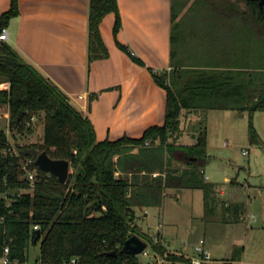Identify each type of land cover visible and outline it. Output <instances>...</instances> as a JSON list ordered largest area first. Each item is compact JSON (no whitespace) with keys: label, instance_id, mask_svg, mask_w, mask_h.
<instances>
[{"label":"trees","instance_id":"obj_1","mask_svg":"<svg viewBox=\"0 0 264 264\" xmlns=\"http://www.w3.org/2000/svg\"><path fill=\"white\" fill-rule=\"evenodd\" d=\"M189 1L170 0L172 22L179 18L172 27L170 70H150L166 92L164 123L149 126L137 138L98 141L90 119L67 95L7 41H0V107L8 111V126L29 129L30 117L43 114L41 142L23 145L17 153L11 151L0 127V251L9 246V264H26L28 248L35 244L38 254L30 264H71L74 257L77 264H142L138 255L122 251L124 241L134 234L164 254L160 242L139 230L134 209L160 207L167 188L186 185L170 166L171 160L195 167L207 163L205 131H199L191 147L170 141L179 132L181 115L189 110L233 109L248 111L250 116L264 111V8L256 6L257 0H243L255 5L254 10L229 7L219 15L212 9L211 16L208 6L214 7L209 0L191 1L189 11L205 15L203 22H219L222 38L205 48L209 60L186 66L173 59L183 27L179 13ZM110 12L115 16V37L121 26L116 0H89V59L107 56L99 24ZM17 14V0H11L0 17V27ZM116 44L143 65L124 44L117 40ZM248 139L263 143L251 121ZM26 147L44 151L52 159L68 160L72 172L66 182L60 183L34 162L26 166L36 174L29 181L23 168L26 156L18 155ZM241 254L242 247L234 248L226 264H235ZM166 257L189 264L183 255Z\"/></svg>","mask_w":264,"mask_h":264},{"label":"crops","instance_id":"obj_2","mask_svg":"<svg viewBox=\"0 0 264 264\" xmlns=\"http://www.w3.org/2000/svg\"><path fill=\"white\" fill-rule=\"evenodd\" d=\"M10 2L0 0V17L9 9ZM116 3L121 21L116 36L113 35L114 13H107L99 24L107 50L105 57L88 58L89 0H17L18 14L6 25L7 43L90 119L98 141L122 136L137 138L149 126L164 123L166 92L155 82L150 70H170L172 65L174 22L170 0H116ZM216 25L198 21L190 26L187 36L193 46L190 49L178 46L173 60L186 66L209 60L200 44H209L210 38L219 37L216 29L220 27ZM183 38L185 35L179 39ZM116 40L134 52L143 65L120 49ZM185 114V119H182L184 113L180 117L179 132L170 141L191 147L198 133L184 128L191 117L188 112ZM170 166L183 176L186 185L167 188L160 207L135 208V219L138 211L147 217V210L152 209L160 218L156 235L163 246L165 235H182L189 241L198 234L199 239H204L213 263L231 261L234 248L240 246L242 210L248 211L251 198L239 199L238 184L227 175L224 181L230 184L218 191L215 181L204 179L203 166L178 160H171ZM263 187L260 193L264 218ZM227 190L230 191L226 193ZM222 196L226 197L222 199ZM247 227L246 223L244 228ZM217 253H223L222 261L214 259ZM241 262L240 257L235 264Z\"/></svg>","mask_w":264,"mask_h":264},{"label":"rangeland","instance_id":"obj_3","mask_svg":"<svg viewBox=\"0 0 264 264\" xmlns=\"http://www.w3.org/2000/svg\"><path fill=\"white\" fill-rule=\"evenodd\" d=\"M191 1L193 0H190L179 13V16H183L180 25L183 27L179 35L180 38L181 35H185V39H179L175 45L176 48L184 45L190 49L193 45L190 44L192 42L188 39L189 36H187L188 32L191 31L189 27L193 26L195 22H203L205 20V15L199 13L197 15L196 12L189 11L193 8L190 7ZM209 1L214 7L208 6L211 16L213 15L212 9H217L219 15L223 13L224 9H228L229 7L242 10L248 9L244 3L245 0H238L239 2L237 0ZM247 15H250V13L247 12ZM178 20L179 18L177 17L174 22ZM218 23L216 26L219 27L220 24L218 25ZM216 32L219 33L220 31L216 29ZM219 37L222 38L221 36ZM220 38L217 40L219 41ZM209 41L215 42V39L210 38ZM207 44L208 42H201L200 46L207 48ZM186 112L191 114L193 121L190 117V123H184V128H187V130L193 129L197 133L200 130L206 132L208 162L203 165L204 179L215 181L218 187L217 190L220 191L230 184L224 181V176L227 175L230 180L237 182L238 185L236 186L238 187L239 199L243 201L251 198L252 200L248 211L246 209L242 210V220H240V224L242 225L240 226L241 230L239 235V240L241 241L238 247H242L243 252L241 256L242 262L239 264H264V218L261 209L262 195L260 193V187L264 186V111H255L250 116L248 111H237L233 109H210L205 112L189 110L184 112L182 119L186 118ZM0 117H7L9 119L6 108L0 107ZM250 121L262 140V144L251 143L249 141L248 126ZM0 127L4 128L7 134L11 151L17 153L23 145L41 142L43 114L34 116V119L29 125V129L19 130L15 127L10 128L8 125ZM243 151H246V154H243ZM166 156L167 153H165V158ZM71 172L72 168L70 167L69 173ZM229 191L227 190L226 193ZM225 197L222 196V199ZM147 212L148 216L145 217L143 213L138 211L135 222L139 230L148 234L150 237H154L157 234V225L160 218L158 213L152 209L147 210ZM243 218L245 219L243 220ZM246 223L248 227L245 229ZM165 239L164 246L167 250L162 254L164 260H160L161 255L148 245L149 254H154L155 257L149 259L142 254H138V258L142 264H179L178 262L168 260L166 256L168 254H178L176 252H183V256L184 254H193V246L198 242L199 235H194L193 239L189 241L185 240L182 235L177 234L165 235ZM37 254L38 244L30 245L26 264L32 263L35 257H37ZM213 257L215 260L222 261L224 255L223 253H217ZM209 263L224 264V262L213 263L212 258Z\"/></svg>","mask_w":264,"mask_h":264},{"label":"water","instance_id":"obj_4","mask_svg":"<svg viewBox=\"0 0 264 264\" xmlns=\"http://www.w3.org/2000/svg\"><path fill=\"white\" fill-rule=\"evenodd\" d=\"M23 112L20 111L16 116V122L21 117ZM8 125L7 117H0V126L5 127ZM19 157L25 156L31 157L34 164L41 169L43 172L53 174L60 183L66 182L69 175V161L66 159H52L44 151H39L34 147H26L19 151ZM147 243L141 237L134 234L127 238L122 246V251L132 255L140 254Z\"/></svg>","mask_w":264,"mask_h":264},{"label":"built area","instance_id":"obj_5","mask_svg":"<svg viewBox=\"0 0 264 264\" xmlns=\"http://www.w3.org/2000/svg\"><path fill=\"white\" fill-rule=\"evenodd\" d=\"M7 39H8V31H7L6 26L0 27V41H7ZM130 53H131V55H134V52L131 51ZM161 71H164V70H161ZM166 71H168V70H166ZM154 72H159V71L155 70ZM33 119H34V115L30 117V120L28 122H26V125L29 126ZM147 143L148 142H146V144ZM242 153L246 154V151H243ZM32 162H33V160L31 159V157L26 156L23 168H25V170H26L27 179L29 181H33L36 177L35 170L26 168V166ZM34 228H37V226L35 225ZM152 238H153V241L155 243L160 242V238L158 235H156ZM147 246H148V244L146 245V247L144 248V250L140 254L148 257L149 259H152L153 257H155V255L149 254V249ZM193 251H194V253L191 255L190 254H184V257L188 258L189 264H203V263L207 264L211 258L210 251L205 246V241L203 238H200L198 240V242L196 244H194ZM176 253H178V255H183V253H181V252H176ZM165 256H166V254H165ZM160 260H162V261L164 260V257H162V255H161ZM10 262L11 261L9 259V246L4 245L0 251V264H9ZM70 263L71 264H77L76 258L75 257L71 258Z\"/></svg>","mask_w":264,"mask_h":264},{"label":"flooded vegetation","instance_id":"obj_6","mask_svg":"<svg viewBox=\"0 0 264 264\" xmlns=\"http://www.w3.org/2000/svg\"><path fill=\"white\" fill-rule=\"evenodd\" d=\"M256 6H258L260 9L264 8V0H257ZM255 5H247V8H252V10H254V8L256 7ZM247 10V9H246Z\"/></svg>","mask_w":264,"mask_h":264}]
</instances>
